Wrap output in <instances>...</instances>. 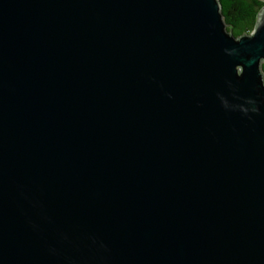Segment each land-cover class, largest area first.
I'll list each match as a JSON object with an SVG mask.
<instances>
[{"label": "water", "instance_id": "95a60500", "mask_svg": "<svg viewBox=\"0 0 264 264\" xmlns=\"http://www.w3.org/2000/svg\"><path fill=\"white\" fill-rule=\"evenodd\" d=\"M0 264H264V6L0 0Z\"/></svg>", "mask_w": 264, "mask_h": 264}, {"label": "trees", "instance_id": "16d2710c", "mask_svg": "<svg viewBox=\"0 0 264 264\" xmlns=\"http://www.w3.org/2000/svg\"><path fill=\"white\" fill-rule=\"evenodd\" d=\"M228 30L235 36L253 31L258 14L264 6L262 0H220Z\"/></svg>", "mask_w": 264, "mask_h": 264}]
</instances>
